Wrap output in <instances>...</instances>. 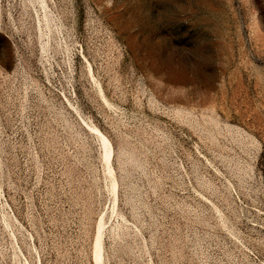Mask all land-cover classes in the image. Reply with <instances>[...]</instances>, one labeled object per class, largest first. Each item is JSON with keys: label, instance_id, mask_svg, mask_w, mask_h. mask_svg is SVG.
Instances as JSON below:
<instances>
[{"label": "rangeland", "instance_id": "obj_1", "mask_svg": "<svg viewBox=\"0 0 264 264\" xmlns=\"http://www.w3.org/2000/svg\"><path fill=\"white\" fill-rule=\"evenodd\" d=\"M96 263L264 264V0H0V264Z\"/></svg>", "mask_w": 264, "mask_h": 264}, {"label": "bare ground", "instance_id": "obj_2", "mask_svg": "<svg viewBox=\"0 0 264 264\" xmlns=\"http://www.w3.org/2000/svg\"><path fill=\"white\" fill-rule=\"evenodd\" d=\"M97 130V129H96ZM103 136V135H102ZM105 138V136H104ZM102 140V139H101ZM103 145L105 146V149H106V154H105V158H108L109 156V148H108V145L106 143V140L103 139ZM102 237V236H101ZM102 239V238H101ZM95 246H96V251H97V254H98V250H99V246H100V243H99V239L97 238L96 240V243H95ZM102 248V247H101ZM96 253V252H95ZM102 253V252H101ZM98 257V256H97ZM100 259V258H99ZM97 264V263H96Z\"/></svg>", "mask_w": 264, "mask_h": 264}]
</instances>
